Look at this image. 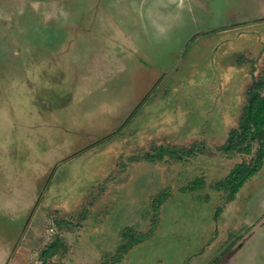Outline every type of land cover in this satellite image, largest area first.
<instances>
[{
  "label": "rangeland",
  "instance_id": "374dc122",
  "mask_svg": "<svg viewBox=\"0 0 264 264\" xmlns=\"http://www.w3.org/2000/svg\"><path fill=\"white\" fill-rule=\"evenodd\" d=\"M259 73L264 0H0V264L41 263L56 232L58 264H264V162L227 201L213 184L253 154L131 159L217 150Z\"/></svg>",
  "mask_w": 264,
  "mask_h": 264
},
{
  "label": "trees",
  "instance_id": "16d2710c",
  "mask_svg": "<svg viewBox=\"0 0 264 264\" xmlns=\"http://www.w3.org/2000/svg\"><path fill=\"white\" fill-rule=\"evenodd\" d=\"M252 59L253 57L251 59L247 57V60ZM257 143L258 147L255 150ZM218 152L229 155L233 153H241L243 155L253 154L251 158L244 157L242 160L236 162L226 177L219 179L213 184L216 190L226 191L227 201H232L236 198L237 193L245 182L262 167L264 162V73L255 74L254 80L246 87V103L239 122L230 129L226 141L220 144L217 150H211L208 146L200 145L196 141L189 143V145H181L178 148L176 146L172 149L166 145H158L154 147L152 153H146L145 156L137 155L131 159L140 161L146 158L152 161L162 160L169 156L172 159L182 160L185 157L200 153L216 155ZM205 183V178L200 176L189 182L184 187V190L202 189ZM170 195L168 189L156 195L153 204L156 217L152 220V225L148 230H141L134 226H128L123 229L122 235L124 241L118 246L117 252L113 257V262H121L134 247L152 239L159 228L162 204L165 203ZM67 250L68 243L66 239L61 233L56 232L43 251L46 259L37 264H58L57 261H50L49 258L59 253H64ZM104 264H110V261H106Z\"/></svg>",
  "mask_w": 264,
  "mask_h": 264
},
{
  "label": "flooded vegetation",
  "instance_id": "af4514ba",
  "mask_svg": "<svg viewBox=\"0 0 264 264\" xmlns=\"http://www.w3.org/2000/svg\"><path fill=\"white\" fill-rule=\"evenodd\" d=\"M205 249H206V248H205ZM198 256H200V255H198ZM224 256L227 257V254L224 255ZM222 261H223V257L221 256V257L217 260V262H216V263H213V264H223Z\"/></svg>",
  "mask_w": 264,
  "mask_h": 264
},
{
  "label": "crops",
  "instance_id": "0c3cea01",
  "mask_svg": "<svg viewBox=\"0 0 264 264\" xmlns=\"http://www.w3.org/2000/svg\"><path fill=\"white\" fill-rule=\"evenodd\" d=\"M233 201V200H232Z\"/></svg>",
  "mask_w": 264,
  "mask_h": 264
}]
</instances>
